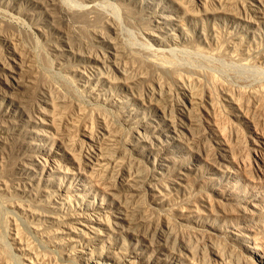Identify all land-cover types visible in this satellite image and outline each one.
Listing matches in <instances>:
<instances>
[{"label": "rangeland", "instance_id": "rangeland-1", "mask_svg": "<svg viewBox=\"0 0 264 264\" xmlns=\"http://www.w3.org/2000/svg\"><path fill=\"white\" fill-rule=\"evenodd\" d=\"M0 264H264V0H0Z\"/></svg>", "mask_w": 264, "mask_h": 264}, {"label": "bare ground", "instance_id": "bare-ground-1", "mask_svg": "<svg viewBox=\"0 0 264 264\" xmlns=\"http://www.w3.org/2000/svg\"><path fill=\"white\" fill-rule=\"evenodd\" d=\"M84 11H74L73 13H72V15L75 17V18H77V17H80V16H84Z\"/></svg>", "mask_w": 264, "mask_h": 264}]
</instances>
